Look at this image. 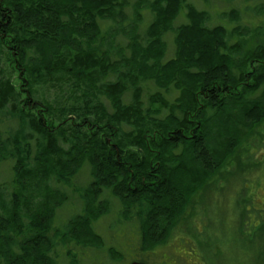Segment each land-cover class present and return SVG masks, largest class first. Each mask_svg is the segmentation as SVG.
Returning <instances> with one entry per match:
<instances>
[{"label": "trees", "instance_id": "1", "mask_svg": "<svg viewBox=\"0 0 264 264\" xmlns=\"http://www.w3.org/2000/svg\"><path fill=\"white\" fill-rule=\"evenodd\" d=\"M263 121L264 0H0V264L200 254L189 207Z\"/></svg>", "mask_w": 264, "mask_h": 264}, {"label": "rangeland", "instance_id": "2", "mask_svg": "<svg viewBox=\"0 0 264 264\" xmlns=\"http://www.w3.org/2000/svg\"><path fill=\"white\" fill-rule=\"evenodd\" d=\"M240 7L241 5L239 8ZM259 8H262V6L256 7L255 10H258ZM231 19L233 20V18ZM242 27L241 31L243 33L244 31H248L250 33L251 26L244 25ZM10 73L12 78L14 77V82L17 83L19 77L17 72ZM263 154L264 121L253 128L252 134L247 142L243 143L239 148L231 151V154L227 159V166L221 169V174L216 176L214 180L209 182L208 185L204 187L203 193L201 192V194L197 195V197L193 199L194 204L189 207L188 211L189 214H192L193 219L188 225L192 226L193 223L199 225L198 236L196 239H199V241L202 239L203 242L202 247L199 242L201 255L196 252L195 248H189V251L187 252L189 254V259L173 256V258L177 260L176 264H249V262H247L248 253L239 248L236 244V239H238L236 233L238 219L240 216L235 210V198L236 191L241 184V180L244 178L249 179V182L252 185L250 186L249 184L248 193L246 192V194L241 197L239 204L243 203L246 208L251 207L256 210L263 208L261 205L264 204V166H261V160H259V158L261 159L260 155ZM1 174L3 175L4 171H2ZM86 177L87 174L84 170L78 178L79 181L82 182ZM254 182L255 184H253ZM72 203L77 204V201L73 200L71 204ZM62 213L67 214V211L63 210ZM107 223L108 219H102L95 225L96 231L102 236L106 235ZM60 224V221L57 220L53 225V228L55 229L52 230L55 231L56 227ZM241 225L243 226L242 237L244 236L247 238L252 232V229L249 226L248 218L245 217L242 219ZM206 242H209V247L213 244L212 250H209V248L205 249L204 243ZM176 246L180 245L177 244ZM190 246L192 247V244H190ZM230 248L233 251H229ZM91 251L86 253L85 257L78 261L77 264H104L101 258L99 259L100 261L95 260L100 257V253H94L96 251ZM158 256L159 255L155 253L150 254L148 258L153 263L157 262L159 264ZM180 256L184 257L182 254ZM60 258L63 260L62 264L70 263V259H65L63 253ZM169 263L173 264V261L170 259ZM111 264L123 263L112 262Z\"/></svg>", "mask_w": 264, "mask_h": 264}, {"label": "water", "instance_id": "3", "mask_svg": "<svg viewBox=\"0 0 264 264\" xmlns=\"http://www.w3.org/2000/svg\"><path fill=\"white\" fill-rule=\"evenodd\" d=\"M128 264H144V263H142L140 261L133 260V261L129 262Z\"/></svg>", "mask_w": 264, "mask_h": 264}]
</instances>
